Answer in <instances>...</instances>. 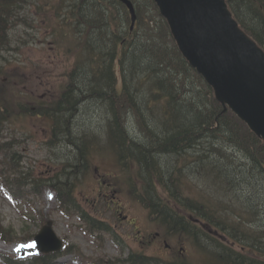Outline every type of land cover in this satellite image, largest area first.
Listing matches in <instances>:
<instances>
[{"label":"trees","instance_id":"16d2710c","mask_svg":"<svg viewBox=\"0 0 264 264\" xmlns=\"http://www.w3.org/2000/svg\"><path fill=\"white\" fill-rule=\"evenodd\" d=\"M88 1L89 0L82 1L85 34L87 36H92L98 26H104L110 31H114L112 34L105 35V38L106 40L109 39L114 43V45L117 47L118 53L116 58L109 59L108 65L111 68L110 73H103L101 75V78H108V80L113 83V86H111L107 91V95H104L106 99H109L108 105L110 111H108L111 113V116L108 119L110 121L108 124V130L106 131L109 143H111V145H113L116 149H118V147L122 146L123 144H126L120 138H118V135H114V130L112 131V129L116 127L118 130H120V132H122L121 130L124 129L123 123L125 121L122 119L126 117L132 118L131 120L136 126V129L141 131L142 135L149 133V130H147L149 121L146 122V119H144L145 117L147 118L148 115H144V118L142 115H140L138 106L134 105L133 103V97L130 93L131 89L128 88V82L126 81L127 75L122 72V66L125 63V59L128 54L127 52L131 50L134 60H139L138 56L141 58L145 57V59H148L151 65H153L151 71H149V74L148 71L142 72V83H144L143 86L149 87L154 75L160 76L159 73L162 69L164 70V73L167 77V80H161L160 82L158 81L155 83L158 87V90L151 93L150 100L152 101H150V103L146 102V108L152 110L151 119L153 121L151 122H156L155 116L157 115V117L161 118L163 121L162 126L167 127V130L173 132L170 135H176V137L179 139H184V136L188 135L194 150L198 149V142L194 140V137L197 136L198 138L204 140L206 144L208 143V145L202 149L205 155L203 159H205L207 163H212L211 159L213 157H217L219 161L226 160L223 155L224 151L222 149H218L212 142L213 138L217 139L222 146L231 145L232 143H235V141H238L236 145L241 149H244L246 152L243 160L250 161V170L255 171V174H257L258 177H264V143L258 137H255L248 130V128L245 127L235 117V115H232L229 111H224L222 106L215 101L211 89H209L206 83L203 82L202 78L198 76L197 73L194 72L193 69L189 67L188 63H186V61H184L181 57V54L179 50H177L173 39H171L169 28H167L164 19L159 16L158 10L153 1L132 0L134 7L136 8L137 18L136 24L132 30H129L130 20L128 19L127 12L119 3L113 2L112 6L107 7L106 9H101L96 5L95 2L89 3ZM226 2L228 3V7L236 18L238 24L264 49V41L262 40L264 38L262 35L264 34V0H226ZM95 5L98 10H101L100 13H102V15L100 16H103L104 18L106 17V22L103 21L102 24H98L96 20L93 21L87 16L90 8L94 7ZM88 7L89 9L87 11ZM14 11V0H0V52L4 50V48L6 49V46L8 45L6 33L10 27L8 22L15 14ZM77 13L78 11L71 12V14H75L73 17V21L75 23L74 27H76L78 23ZM121 22L123 29L128 30L127 33L130 35L129 39L125 41L118 38L122 32V30L119 29ZM253 22L257 26L253 24ZM70 31L73 32L76 31V29L73 28ZM129 41H131V43H126ZM137 44L141 49L139 52L134 49V46ZM94 50L95 49L87 51L89 65H94L96 68H99L100 66L101 68L102 64L104 63V59L100 53H95ZM116 66L119 67L118 74L120 75L121 80L119 87L116 84V71H114ZM177 71H181L183 76L180 81L174 83L170 79L176 75ZM99 73L102 72L98 69L91 75L95 74V77L98 80L100 78ZM7 75L8 73L2 69V67H0V89L3 87V81H1L2 76L5 77ZM133 75L134 72H131L130 76ZM139 87L140 91H142L141 86ZM192 98L200 103V106H202L205 118L200 120L197 119L194 117L188 107L186 108V106L180 103V100H183L187 102L188 106H190L189 103L190 99ZM121 107L124 110L122 115L115 117L113 112L119 110ZM155 108H157V110H154ZM185 108L190 111L189 118L183 117V111ZM173 117L179 118L182 120V123L184 122V124L188 123L189 128H185L182 125L178 126V124L175 123ZM150 141H154L158 144L162 143L160 140ZM78 156L79 158L77 159V162L80 164V162L83 161L84 156H82L81 152L78 153ZM137 157L139 156H135L133 159H124L132 163V165L138 169V172H135V174H138L140 179L144 181L145 186L148 184L152 185L153 187H151V189L156 192V187L160 185L164 191L165 199H172L173 197H171V194L167 191V186L165 185L167 182L164 179H161L153 171L150 173L148 170H146V165L143 162V158ZM119 159L123 158L119 157ZM79 170L80 168L78 169L74 167V174H79ZM178 170H181L180 166H178ZM161 174L165 176L172 186H178L176 182H173L175 178L178 180L177 174L169 173L168 175L163 174V172H161ZM173 183L175 184L173 185ZM56 186L57 184L54 185V187ZM60 186L59 187L63 193V198L65 199L71 186L69 187V190L67 188V184H61ZM161 201L165 206V202L163 200ZM155 204H153V206ZM173 215L176 216L177 214L174 213ZM0 238L6 241H12L15 239V237H12L11 231H6L4 229L2 230L1 228ZM139 259L140 256L131 255L128 257L127 262H131L130 264H137V260ZM250 260H253L252 264H257L258 262H261V264L263 263V261L255 258H250ZM234 262L237 264H247L246 262L240 263L235 259H233L229 264H233ZM16 264L23 263L20 262ZM27 264H47V262L44 257H38L31 258Z\"/></svg>","mask_w":264,"mask_h":264},{"label":"rangeland","instance_id":"374dc122","mask_svg":"<svg viewBox=\"0 0 264 264\" xmlns=\"http://www.w3.org/2000/svg\"><path fill=\"white\" fill-rule=\"evenodd\" d=\"M26 3L21 4V8L18 9L19 12V18L25 21L22 22L20 19L15 18V22L12 25L11 30L9 31L8 38L9 43H11L9 46V50L2 52L0 62L2 64V68L6 69L8 73L12 74L15 80L19 81L20 78L25 80L28 85L25 87L26 89H22V91L27 94L33 93L35 94V97L32 101H37V99H43V102L46 104H52L53 101H50L48 98L55 95L57 92L53 89H50L52 85H55V83H63L64 80L59 79L62 75L60 71H62V63L64 57L63 54H59L57 51V55L54 53L52 49V45H49L48 43L50 40H47V35L51 39L52 35L48 31L46 27H44V23L42 22V19L38 17V15H41L43 13L36 12L35 6L40 11L43 10V6L46 2V0H25ZM57 0H53L55 2ZM89 3H93V0H89ZM96 3V0H95ZM45 12V11H44ZM57 33V30H56ZM63 57V58H62ZM61 60V61H58ZM65 61V60H64ZM4 62V63H3ZM67 62L68 64H71L72 58H70ZM86 65H89V62L83 63L81 66L86 67ZM64 68V67H63ZM23 72V73H21ZM88 76H91V74H88ZM116 75H119L116 71ZM76 76V75H75ZM132 80L130 75H127L126 81L130 82ZM90 81L88 79L85 81H82V87L87 88L90 86ZM132 83V81H131ZM16 85V83H15ZM79 85V87H80ZM16 90L18 93L19 88L21 86L19 85ZM82 91H86V90ZM139 91L132 89L130 92L133 95H137ZM23 93V94H24ZM77 94V91L75 95ZM146 100L145 99V108H146ZM8 103H12V105L15 104L14 101H11L10 96L7 97ZM31 103V101H30ZM95 105L93 104V101H87L85 106H83L80 109V112L78 109H76V119L73 123L68 124L70 130L68 131V134L70 136L72 135L75 137V132L73 129L74 127L79 126V124L83 125L85 130H89V128L98 129L100 136L97 138V142H92V146L94 148V152L96 154H99L94 161L93 169L96 168V174L95 177L96 181L98 175L102 174H108L111 170H113L112 162H115L116 155L114 154V151L108 148L105 143H107V138L103 140V138L106 136V131L101 132V128H103V119L107 121V116L102 115V113L96 109ZM137 105V104H136ZM29 106H33V104H29ZM138 106V105H137ZM140 115L144 118V115L147 114L146 122L153 121L152 118V110L140 109L139 111ZM31 120H28V119ZM25 122H21V124H13V123H7L4 122L0 128V137L4 142H7L10 144V146L13 147L11 150L12 153H16L17 159H19L21 162H19V165L23 170L27 167L31 170V177H36L42 174H46V171L48 170V166L50 164V158L53 161H57L59 163L64 162V164L70 163L72 165L73 160V154L74 152H71V148L66 146L64 143H57L55 144L56 147L53 146H47L46 144H43L44 138L47 136V118L43 116L42 121L35 118V117H29ZM62 121V118H61ZM182 121V120H181ZM184 123V122H183ZM64 125V123H63ZM181 124H178V126ZM103 129H106L103 128ZM114 130V131H113ZM114 132V135H120L122 132L118 130L116 127L112 129ZM121 131H129L128 133H133L132 127L128 125V130L122 129ZM67 134V132L65 133ZM67 136L69 138V135ZM29 136H33V139H30ZM120 138V137H118ZM73 139V138H72ZM121 139V138H120ZM72 145L77 147V142L73 139ZM3 157V154L0 153V160ZM6 164L4 161H0V168L3 170H6ZM26 171V170H25ZM44 174V175H45ZM4 177L8 181L14 182V184H9L11 188H16L15 185L17 181H15V175L12 171H9V173L5 174ZM105 179V178H104ZM2 180V179H1ZM104 181L106 184L112 183V179H105ZM91 180H86L82 184L81 190L85 194H90L92 187L94 184L91 185ZM21 187V192H28L25 187V183H23V187ZM249 192V199L251 202L255 201L259 198L260 190L257 187V185L252 188ZM45 191L39 196V197H33L31 194L26 195V199L33 203L34 209H38L39 211H43V214L45 216L48 214V218L51 219L54 224V231L58 236H62L69 239L70 244H74L75 246H78L79 249L86 255V257H102L103 259L109 258V259H116L117 257L125 258L130 251H139L142 248H140L141 244L138 243L139 237L141 235H137V233L134 230V227L126 226L121 224L116 219L112 218L111 212L114 211L115 203L113 205L112 211V204L111 202L107 203H97L96 208L97 211H99L101 214V218L106 221H109L112 224L113 229L108 231L110 234H115V237L117 236L118 242L116 245H112L109 240H113L114 237L105 236L104 242L98 240L99 243H101L103 246H98L96 244V241L94 240V245L91 243H87L85 239L88 241H92L87 238V235L81 232L77 227H79L78 220L76 217H71L70 219L65 218L60 213H57L54 211L57 204L53 199V195H45ZM244 199V198H242ZM91 200V199H89ZM241 201V200H239ZM261 206L257 205V213L254 215L250 209H247L246 207L243 208L250 211L249 213H252L254 216L259 218L257 222L253 225L255 227L254 232H262V227H264V203L261 202ZM137 205V204H136ZM124 215H127V217L131 218L132 221L135 223L136 229L138 227L140 230H149L152 228V225L148 226V223L150 222L146 218H144L145 211L141 209L140 206H131L129 210L124 213ZM244 221L247 223L249 221L248 214L245 215ZM0 222L2 224V227L11 228L15 231L16 235L18 237H22L26 232L31 234H36L37 231L40 229V225L36 223H31L29 221H24L22 218V215H20L18 208H16L14 205H12L9 201V199L5 198L3 196V193L0 192ZM26 223V225L29 227L28 230H25L23 226ZM137 223V224H136ZM151 223V222H150ZM149 228V229H148ZM149 233V232H148ZM121 234V236H119ZM145 235H148L145 233ZM143 236V235H142ZM199 236V235H197ZM201 237V236H199ZM263 241L264 238L262 237ZM261 239V240H262ZM123 240V241H122ZM259 240V241H261ZM170 243H169V242ZM167 244L169 245V251L165 250V247H160V249H157L158 245L155 244L152 247L150 245L145 246L144 249L149 248L148 250H141L144 251L147 255H152L156 258H160L161 260L166 262H173V261H186L194 264H200L202 260H200V254L196 250L193 249V247L185 240L178 241L176 239H170L168 240ZM262 241V242H263ZM93 242V241H92ZM258 245H260L257 242ZM163 245V244H161ZM261 246V245H260ZM185 247L184 253L180 254L178 253V248ZM0 252L1 253H8V255H12L14 257L16 256H27L31 254V252L25 253L23 250L24 248L22 245H19L17 243L15 244H6L0 242ZM14 252H13V251ZM74 257H67V262H63L61 264H73L71 260Z\"/></svg>","mask_w":264,"mask_h":264},{"label":"bare ground","instance_id":"6f19581e","mask_svg":"<svg viewBox=\"0 0 264 264\" xmlns=\"http://www.w3.org/2000/svg\"><path fill=\"white\" fill-rule=\"evenodd\" d=\"M89 7L87 8L88 11ZM101 10H98L96 5L87 13V16L93 20L97 21L98 24H102L103 21L106 22V17L104 18L102 13H100ZM105 19V20H104ZM253 24H255L253 22ZM85 25V24H84ZM256 25V24H255ZM257 26V25H256ZM84 27V26H83ZM82 28V25H76V29L80 30ZM119 29L122 30L120 35L118 36L119 39L125 41L128 40L130 35H128L126 29H123L122 22L119 26ZM196 34L197 37H206L209 38L210 35L207 32L205 27H200L196 25ZM125 31V32H124ZM124 32V35H123ZM114 31H110L104 26L97 27L95 29V33L91 36L90 45L88 46L87 51H91L95 49L98 53H100L104 59V63L102 64V67L99 68L94 67V65H86V67H82L81 69V75H77L76 79L73 83L72 89L73 93H76V91L82 92L85 88L82 87V81L87 80L90 81V86H88L85 90L90 93L92 97H94L96 100H98L97 105L95 106L97 110H99L102 115L108 116V110L109 109V99H106L104 95H107V91L110 89L111 86H113V83H111L108 78H101L103 73H110L111 68L108 65L110 58H116L118 56L117 53V47L114 45V43L105 38V35L112 34ZM136 38V37H135ZM137 41V39H136ZM193 40L187 41L191 42ZM138 42V41H137ZM131 43V41L126 42ZM188 44V43H187ZM139 45H135L134 49L139 52L141 49L138 47ZM189 46V45H188ZM190 48V47H189ZM192 49V48H190ZM127 56L125 59V63L122 66V72L125 75H130L131 72H134V75L131 76V81L128 82V88L135 89L139 91L136 93L137 95H133V103L134 105H138L139 111L142 109L144 111L145 108V99L147 98L146 102L150 103V96L151 93L158 90L156 82H160L161 80H167L166 74L164 73V70L162 69L159 73L160 76L154 75L153 80L149 84V87L143 86L144 83H142V72L143 71H151V68L153 65L149 62L148 59H145V57L141 58L138 56L139 60H134L133 56L131 54V50L127 52ZM137 54V53H136ZM106 58V62H105ZM136 61V63H135ZM67 67L71 68L70 65H67ZM101 71L102 73H99L100 78L97 80V78L94 75L88 76V74H91L95 71ZM95 70V71H94ZM183 73L181 71H177L176 75L172 77L170 80L174 83L180 81L182 78ZM106 79V80H105ZM141 86L142 91H140ZM80 85V87H79ZM261 87L259 85H255L254 91H251L253 94H256V90L258 92H261ZM244 91H247L246 88H244ZM72 93V94H73ZM101 95V96H100ZM103 95V96H102ZM197 99V98H196ZM180 103L186 108L191 110V113L196 117L197 119H203L205 118V114L203 113L202 106H200V103H198L195 99H190V106L187 105L186 101L180 100ZM77 101L74 104H71V101L67 98V102L63 104V109L61 110L60 106L57 107V111L60 112L61 118L63 122H69L73 123L76 119V108H78L76 105ZM184 109L183 111V117L189 118L190 111L187 109ZM122 107L113 112V115L115 117H119L123 113ZM104 113V114H103ZM157 114V113H156ZM147 114H145L146 116ZM176 124H181L185 128H189L188 123H182L179 118L173 117ZM156 122L149 121V124L147 126V130H149V133L145 135H137L135 132L128 133L129 131H122V133L119 135L121 140L126 143L122 146L118 147V151L123 159H120V165H122L123 168L126 169V166L128 163L125 162L124 165V158H131L133 159L135 156H139L137 158H143V162L146 165V170H148L150 173L153 171L158 175L161 179H164L167 183V191L171 194V197H173L174 201H187L188 198L184 196L183 192V186L179 185L174 187L172 184L161 174H177V176L180 178L181 176H184V180L187 178V180L191 183V185L194 186V195L202 197L204 193H207L209 196L208 198H205L204 201L197 203L196 212H192V216L197 218L196 223L201 229L193 228L190 229L191 234L196 236L197 238L199 236V240H201L202 244L204 245L203 250L204 252H207L208 255V261L212 264H229L232 262L233 259L241 262H246L247 264H252L253 260H250V255L245 253H253V249L257 251H264V244L261 245V241H259L258 238H256V235L253 233L255 231V227L253 226L259 218L254 216L257 212V205H262L264 203V178L262 176L255 175V171L250 170L251 164L249 160H243V158L246 155V152L244 149H241L236 145L238 141H235V143H232L231 145H224L222 146L219 141L215 138H213V143L216 145L218 149H222L225 161H219L217 157H213L211 159L212 163H207L204 158L203 150L208 143L201 138H198L197 136L194 137V140L198 142V149L194 150L191 144L190 137L188 135L184 136V139H179L176 137V135H170L173 132H170L167 130V127L162 126V119L155 116ZM104 123L103 128L106 127V129L101 128V132L108 130V124L109 120H102ZM75 123V122H74ZM175 129V128H174ZM75 132V137L73 139L77 142V145H86L90 141H97V138L100 136V133L98 129L89 128V130H85L83 125L79 124V126L74 127L73 129ZM177 130V129H176ZM179 130V128H178ZM201 136L200 134H198ZM180 136V135H179ZM120 140V139H119ZM120 140V141H121ZM162 141L161 144L155 143L154 141ZM149 141V142H147ZM196 144V143H195ZM150 146V147H149ZM78 149V148H77ZM85 148L79 149V151H83ZM148 158V159H147ZM178 166H180V171L178 170ZM161 171V172H160ZM256 176V179L255 177ZM177 178L173 180V182H176ZM175 183H173L174 185ZM257 185V187L260 190L258 202L253 201L251 202L249 199V192L252 188H254ZM170 186V187H169ZM207 189L210 193H208ZM212 197V198H211ZM147 198L154 201L155 204L153 206V209L155 210L156 219L159 220L161 217L164 216V219L169 220L168 222L171 224V222L175 221L174 215L170 214L169 212L164 211V205L162 201L157 197L156 192H151L148 194ZM215 198H217V201H215ZM244 198V199H242ZM241 200V204H244V207L247 209H250L252 213L247 212L249 216V221L247 223L244 222V220H234L226 215L221 216H215L216 209L220 206H226L228 205V201H235ZM215 201V202H214ZM188 202V201H187ZM222 202V204H221ZM187 206L195 204L193 203H185ZM213 205V206H212ZM166 208V207H165ZM163 211V214H162ZM189 212V211H188ZM208 212L209 214H205ZM205 214L204 216H202ZM202 216V217H199ZM212 218V221H209V223L213 226L211 229V232H222L226 235L228 234H243L245 233L246 236L243 237H235L233 236L232 239H234L235 244L237 245L238 249L240 250V254H238L236 251L231 250L230 248H226L221 246L218 242H213L210 240H205V228L207 227V223H205L202 220H205L206 218ZM173 217V218H172ZM256 217V219H255ZM202 219V220H201ZM216 219L219 221L216 222ZM160 221V220H159ZM205 230V231H204ZM180 231V230H179ZM181 232V231H180ZM204 232V233H203ZM199 235V236H197ZM212 236H216L215 234H212ZM203 239V240H202ZM257 242L261 245L257 247ZM261 264V262H258ZM257 263V264H258ZM237 264V263H233ZM264 264V259L263 263Z\"/></svg>","mask_w":264,"mask_h":264},{"label":"water","instance_id":"95a60500","mask_svg":"<svg viewBox=\"0 0 264 264\" xmlns=\"http://www.w3.org/2000/svg\"><path fill=\"white\" fill-rule=\"evenodd\" d=\"M120 1L129 8L134 21L130 2ZM155 1L168 19L179 49L213 85L217 99L229 104L256 134L264 137V56L238 31L223 0ZM196 25L205 27L210 37H197ZM189 39L193 41L187 42ZM255 85L261 92H251ZM49 233V227L43 229L44 235Z\"/></svg>","mask_w":264,"mask_h":264}]
</instances>
